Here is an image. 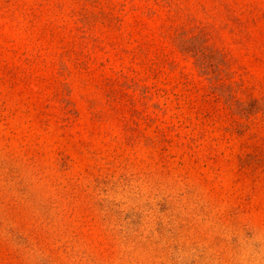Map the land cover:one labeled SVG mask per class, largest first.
<instances>
[{"label":"rangeland","instance_id":"rangeland-1","mask_svg":"<svg viewBox=\"0 0 264 264\" xmlns=\"http://www.w3.org/2000/svg\"><path fill=\"white\" fill-rule=\"evenodd\" d=\"M0 264H264V0H0Z\"/></svg>","mask_w":264,"mask_h":264},{"label":"trees","instance_id":"trees-1","mask_svg":"<svg viewBox=\"0 0 264 264\" xmlns=\"http://www.w3.org/2000/svg\"><path fill=\"white\" fill-rule=\"evenodd\" d=\"M200 64H201L202 67H204L203 64H202V62H200Z\"/></svg>","mask_w":264,"mask_h":264}]
</instances>
